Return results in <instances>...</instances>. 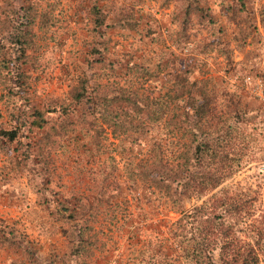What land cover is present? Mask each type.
Returning a JSON list of instances; mask_svg holds the SVG:
<instances>
[{"label":"rangeland","instance_id":"1","mask_svg":"<svg viewBox=\"0 0 264 264\" xmlns=\"http://www.w3.org/2000/svg\"><path fill=\"white\" fill-rule=\"evenodd\" d=\"M220 1L191 0L206 14H187L182 0H0V131L20 125L13 140L0 133V234L10 230L22 244L20 253L0 245V264H89L90 257L95 258L93 264H109L120 253L123 264H138L141 259L151 264L153 257L146 253H152L161 240L164 221L176 214L154 209L153 196L143 193L136 177L124 175L114 150L113 161H105L102 151L97 163L110 166L122 194L110 196L103 188L93 189L111 175L99 170L96 175L86 173L90 158L75 156L70 144L78 136L69 128L71 118L61 121L57 109L45 113L54 127L47 133L28 125L33 110L70 102L78 83L91 80L109 63L113 67L108 72L120 83L131 74L143 73L138 78L142 95L162 94L178 69L189 70L190 80L209 79L218 106L225 104L222 94L227 92L238 94L246 108L254 110L248 113L255 114L247 125L253 131L251 141L264 143V28L259 19L264 0H246L245 16L253 27L242 42L237 26L244 23L240 17L222 15ZM93 4L108 25L94 26ZM207 14L215 22L206 21ZM183 15L186 22L181 30ZM130 64L142 71H127ZM107 135L109 142H116ZM154 137L155 133L147 132L146 138ZM45 142L50 149L43 161L35 158L38 151L31 158L23 157L27 147L33 143L42 147ZM131 154L132 168L137 170L136 155ZM256 160H248L231 183L259 186L264 192V155ZM80 191L87 206L96 203L94 191L108 198L97 204L99 212L90 221L97 226L93 256L74 252L76 222L58 208L59 200L72 207ZM124 199L129 200L127 205ZM115 204L123 210L129 205L137 221L135 244L128 249L122 248L116 233V240L108 237L115 221H109V209ZM108 248L110 261L105 260Z\"/></svg>","mask_w":264,"mask_h":264},{"label":"trees","instance_id":"2","mask_svg":"<svg viewBox=\"0 0 264 264\" xmlns=\"http://www.w3.org/2000/svg\"><path fill=\"white\" fill-rule=\"evenodd\" d=\"M190 1L182 0L187 14L194 11L206 14V9ZM218 3L222 15L241 18L244 24H239L237 30L241 33L240 41H244L253 27L245 16L246 0ZM91 10L94 26L108 25L95 4ZM259 19L264 28V9L259 12ZM206 21L213 23L215 19L207 14ZM185 22L183 15L181 30ZM166 66L164 63L163 67ZM89 67L94 66L89 64ZM112 67L109 63L107 69L93 73L91 80L83 78L71 94L70 102H62L52 109L33 110L28 114V125L41 130L40 133H47L54 127L45 113H54L57 109L61 121L71 118L69 128L78 136L70 144L75 156L78 159L88 156L96 163L91 166L90 162L86 173L96 175L101 171L110 176V166L102 167L97 160L104 151V160L113 161L111 153L114 150L124 175L136 177L143 186V193L153 196L154 209L176 214L164 221L163 229L159 231L161 240L152 247V253H146L153 257L151 264H264V192L259 186L252 188L231 183L248 160L257 161L264 155V143L251 141L253 131L247 126L255 116L248 113L254 110L246 108L241 96L227 92L222 94L225 104L218 106V96L209 79L190 80L187 69L173 71L162 94L142 95L138 92V78L143 73L131 74L120 83L108 72ZM132 70L142 71L130 64L127 71ZM19 128L17 125L0 133L13 140ZM148 131L155 133V137L146 138ZM107 134H111L116 142H109ZM156 134L163 138H157ZM43 144L40 147L33 143L32 148L25 149L23 157L31 158L38 151L35 158L43 161L50 149L49 143ZM131 152L136 155L133 157L137 158L134 164L137 170L132 168ZM97 187L110 196L122 194L113 175L95 184L93 189ZM85 198L80 191L72 207L59 200L58 208L62 209L59 210L61 214L66 213L69 221L76 222L72 232L74 252L93 256L95 244L92 238H95L97 226L90 221L99 212L97 204L108 198L94 191L96 203L93 206H87ZM124 202L127 205L129 200L124 199ZM127 207L123 210L115 204L108 215L109 221L115 220L111 224L114 230L108 237L116 240L113 238L116 233L118 241H123L124 249L135 244L138 231L137 221ZM0 245L14 252L22 251V244L10 230L1 232ZM110 259L108 248L105 260ZM94 260L90 257L89 264ZM122 261L120 253L119 258L109 264H123ZM142 263L149 262L141 259L138 264Z\"/></svg>","mask_w":264,"mask_h":264},{"label":"built area","instance_id":"3","mask_svg":"<svg viewBox=\"0 0 264 264\" xmlns=\"http://www.w3.org/2000/svg\"><path fill=\"white\" fill-rule=\"evenodd\" d=\"M264 100V97H261Z\"/></svg>","mask_w":264,"mask_h":264}]
</instances>
